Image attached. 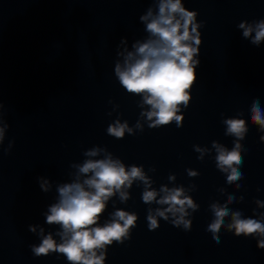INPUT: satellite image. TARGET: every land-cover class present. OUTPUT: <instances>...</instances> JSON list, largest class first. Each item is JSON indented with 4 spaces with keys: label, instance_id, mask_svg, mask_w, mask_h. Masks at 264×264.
<instances>
[{
    "label": "water",
    "instance_id": "obj_1",
    "mask_svg": "<svg viewBox=\"0 0 264 264\" xmlns=\"http://www.w3.org/2000/svg\"><path fill=\"white\" fill-rule=\"evenodd\" d=\"M182 3L197 12L200 24L196 80L187 90L188 104L179 106L182 126L173 120L150 128L141 113L151 105L143 94L123 88L115 65H123L137 41L149 38L140 16L149 7L156 14L159 0H0V264H71L59 253L37 257L32 246L49 232L62 242L61 226L46 223L50 206L59 202V186L82 182L92 173H80L79 167L109 155L126 170L142 166L157 200L166 185L183 188L198 207L186 208L190 229L175 226L176 217L168 213V220L157 217L160 226L150 230L149 210L155 215L168 205L145 203V183L133 180L123 189L128 199L116 192L100 214V225L118 209L137 215L123 243L98 250H106L104 264H264L260 237L236 236L227 227L237 211L242 219L264 223V207L256 203L264 202V129L250 111L258 101L264 112V40L252 43L255 31L244 37L239 27L264 19V0ZM229 118L243 119L247 128L238 141L242 177L232 183L217 167L213 146L230 151L237 142L227 132ZM116 121L127 122L132 132L109 135ZM92 149L97 155H87ZM45 181L47 191L41 187ZM213 204L229 209L219 243L207 230L215 219Z\"/></svg>",
    "mask_w": 264,
    "mask_h": 264
},
{
    "label": "clouds",
    "instance_id": "obj_2",
    "mask_svg": "<svg viewBox=\"0 0 264 264\" xmlns=\"http://www.w3.org/2000/svg\"><path fill=\"white\" fill-rule=\"evenodd\" d=\"M196 16L197 12L186 8L182 0H159L156 14L149 7L146 14L140 16L141 21L147 22L149 38L144 42L137 41L133 45L135 51L127 52L123 65H115V74L123 88L128 93L143 94L144 103L151 105V110L141 113L151 122L150 128L167 125L173 120L177 127L182 126L183 114H178L179 106H186L190 100L187 90L196 80L195 68L200 63L195 58L201 44L198 31L200 24L196 22ZM239 27L244 29V37L251 36L255 31L252 43L258 45L264 40V19L254 26L242 22ZM250 111L251 120L264 129V112L258 101H253ZM225 123L227 132L234 135L237 142L230 151L215 142L213 146L218 152L217 167L229 173L226 181L232 183L242 177V172L238 169L243 161L238 141L243 139L247 128L243 119L229 118ZM126 130L132 132L127 122L116 121L114 125H109L107 133L115 138H123ZM3 134L4 129L0 128V140L3 139ZM261 139L264 140V136ZM197 151L200 149L197 148ZM97 152L98 149H92L87 155L95 156ZM79 172L92 175L82 182L77 179L59 186V202L52 204L46 215L47 224L61 226L62 231L58 235L62 242L57 244L49 232L39 246H32L35 256L59 253L71 264H104L106 250L99 251V254L98 250L106 249L113 241L123 243L122 238L127 237L130 228L136 226L137 215L118 209L110 222L100 225V214L105 210L106 202L116 192H119L121 200H127L129 194L123 189L130 188L135 179L142 180L146 185L143 192L145 203L156 200L158 204L168 205L166 209L157 208L155 215L149 210L147 220L150 230L160 226L157 217L168 220V213L176 217L172 221L175 226L183 224L185 229L191 228V221L184 219L187 215L186 208L195 210L198 206L190 197L184 196L183 188L169 189L166 185L160 189L165 195L157 200L158 193L150 187L149 178L144 174L142 166L132 165L126 170L120 160H114L109 155L104 159L87 160L79 167ZM189 175L196 173L190 170ZM41 187L47 191V181ZM232 199L229 196L228 202ZM256 203L264 207V202L258 200ZM212 208L215 219L207 230L213 234L212 241L219 243L217 233L224 223L223 218L229 215V209L216 204ZM177 213L180 215L177 216ZM231 215L232 223L227 226L228 229L234 230L236 236L258 235L260 239L257 247L264 249V223L259 219H242L238 211ZM29 227L31 231H35V226ZM40 231L43 233L44 229L41 228Z\"/></svg>",
    "mask_w": 264,
    "mask_h": 264
}]
</instances>
